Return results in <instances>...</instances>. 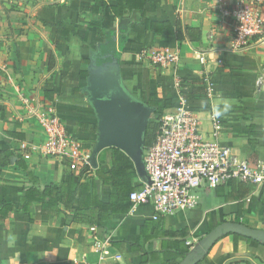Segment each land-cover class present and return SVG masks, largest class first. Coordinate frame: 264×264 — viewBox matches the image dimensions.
<instances>
[{"label":"crops","instance_id":"0c3cea01","mask_svg":"<svg viewBox=\"0 0 264 264\" xmlns=\"http://www.w3.org/2000/svg\"><path fill=\"white\" fill-rule=\"evenodd\" d=\"M215 1L147 0L148 19L173 27L178 23L182 39L136 26L120 54V83L132 99L143 104L152 95L171 100L173 107L190 108L200 120L206 140H211L212 118L219 111L222 128L217 142L239 157L264 164V46L232 50L231 28L214 10ZM92 3L0 0V152L10 155L9 163L0 165V207L3 203L17 205L22 191L33 186L16 165L18 159L39 188L65 183L70 175L81 176L79 171H70L65 161L41 158L33 150L23 158L18 156L21 143L39 142V132L35 122L24 119L17 91L53 107L67 132L85 151H93L97 117L85 93L88 75H80V71L89 74L90 66L83 67L82 61L101 42L89 26L98 19L90 13ZM59 23L80 29L65 42L55 43ZM117 25L118 20L105 10L102 27L116 30ZM185 27L197 31L195 38L185 35ZM155 52L176 54L178 60L162 68L151 59ZM197 54L205 58V64L196 60ZM205 80L212 83L213 93L204 91ZM105 150L97 155L93 168L103 173L109 171ZM81 178L94 179L98 199L108 202L113 193L110 186H103L93 171ZM133 183L137 188L144 184L138 176ZM238 186L250 191L240 196ZM199 194L195 209L174 217L153 220V208L140 205L104 221L98 228L99 235L110 239L105 264H178L223 222L264 231V188L233 181ZM31 212V222L25 213H11L0 223V264L95 262L88 225L72 221L68 214H43L39 204H33ZM180 232L186 233L185 238ZM199 264H264V245L223 236Z\"/></svg>","mask_w":264,"mask_h":264},{"label":"built area","instance_id":"2783aa9c","mask_svg":"<svg viewBox=\"0 0 264 264\" xmlns=\"http://www.w3.org/2000/svg\"><path fill=\"white\" fill-rule=\"evenodd\" d=\"M214 10L231 28L232 50L264 46V0H216ZM151 59L162 68L178 60L176 54L167 52L152 53ZM196 60L205 64L201 54L196 55ZM204 91L214 92L210 81H204ZM16 98L24 119L35 122L39 132L38 143L19 145V157L33 150L41 158L65 161L70 171L91 167V153L67 132L53 107L21 91H17ZM221 128L220 117H213L211 140H206L201 134L200 120L190 108L180 104L163 113L154 142L142 150L149 183L129 194L132 210L150 205L152 219L157 220L195 209L204 189H216L232 181L264 188V164L252 163L221 146L217 142ZM89 233L96 258L93 264H105L110 239L99 235L98 227H89Z\"/></svg>","mask_w":264,"mask_h":264},{"label":"trees","instance_id":"16d2710c","mask_svg":"<svg viewBox=\"0 0 264 264\" xmlns=\"http://www.w3.org/2000/svg\"><path fill=\"white\" fill-rule=\"evenodd\" d=\"M146 4L147 0H93L89 10L98 19L91 21L89 26L95 30V34L101 42L98 44L97 50L89 58L82 61V66H99L112 61H116L117 65L120 64V54L124 49L127 37L136 26H142L146 31L156 34L166 33L168 36H174L177 40H181L182 37L179 35L181 26L176 23L173 27L166 22L158 23L149 20L145 9ZM105 10H109L111 15L118 20L116 30H105L102 27ZM55 28V43L65 42L67 38L75 35L80 29L66 23H59ZM184 31L189 39L195 38L194 34L197 31L194 29L185 27ZM52 66L53 63L51 62L49 68ZM80 75L86 77L88 72L80 71ZM144 104L153 111V118L148 121L145 127L143 148L152 145L155 140V133L159 124V121L156 122L155 120H159L163 113L174 108L171 100L158 99L152 95ZM105 151L107 156L104 160L109 165L108 172L103 173L100 168L89 167L79 171L81 176L78 179L70 175L65 183H51L43 188L37 186L36 179L26 170L22 159H18L16 165L26 172V176L29 181H32L33 186L22 191L17 205L14 203L2 204L0 223L11 213H25L31 222L33 204H39L43 214H68L72 221L86 224L89 227H100L104 221L109 220L113 215L128 214L131 210L129 194L141 189L135 187L133 183L137 178L134 164L116 148H109ZM9 161L10 155L0 152V165L7 164ZM92 171L103 186L112 188L113 193L108 202H102L98 199L94 179L81 178L82 174ZM230 187L231 191L235 188L232 184ZM239 188L240 186H238V191L241 192L240 196H245L250 191V188L245 190ZM179 235L185 238L186 233L180 232ZM234 237L240 236L234 235ZM187 252L188 247L185 248L183 254L185 255Z\"/></svg>","mask_w":264,"mask_h":264},{"label":"water","instance_id":"95a60500","mask_svg":"<svg viewBox=\"0 0 264 264\" xmlns=\"http://www.w3.org/2000/svg\"><path fill=\"white\" fill-rule=\"evenodd\" d=\"M87 101L97 117V140L91 153V167L105 149L116 148L134 164L138 178L149 183L142 161L143 135L153 111L132 99L122 88L116 61L90 66L85 87ZM237 235L264 245V231L239 223L223 222L210 230L178 264H199L223 236Z\"/></svg>","mask_w":264,"mask_h":264},{"label":"rangeland","instance_id":"374dc122","mask_svg":"<svg viewBox=\"0 0 264 264\" xmlns=\"http://www.w3.org/2000/svg\"><path fill=\"white\" fill-rule=\"evenodd\" d=\"M152 118H153V115L150 116V118H149L148 121H150V119H152ZM155 121L157 122V121H159V120H155ZM147 123H148V122H147Z\"/></svg>","mask_w":264,"mask_h":264},{"label":"clouds","instance_id":"9594fccd","mask_svg":"<svg viewBox=\"0 0 264 264\" xmlns=\"http://www.w3.org/2000/svg\"><path fill=\"white\" fill-rule=\"evenodd\" d=\"M216 115L219 116V115H221V113H220L219 111H217V112H216Z\"/></svg>","mask_w":264,"mask_h":264}]
</instances>
